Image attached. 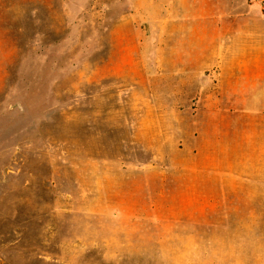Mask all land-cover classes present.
Returning <instances> with one entry per match:
<instances>
[{
	"label": "rangeland",
	"instance_id": "374dc122",
	"mask_svg": "<svg viewBox=\"0 0 264 264\" xmlns=\"http://www.w3.org/2000/svg\"><path fill=\"white\" fill-rule=\"evenodd\" d=\"M198 51L199 0H0V264H264V98Z\"/></svg>",
	"mask_w": 264,
	"mask_h": 264
},
{
	"label": "crops",
	"instance_id": "0c3cea01",
	"mask_svg": "<svg viewBox=\"0 0 264 264\" xmlns=\"http://www.w3.org/2000/svg\"><path fill=\"white\" fill-rule=\"evenodd\" d=\"M203 7L204 1L199 0L198 98L201 99L204 87L214 90L212 99L224 95L234 104H249L247 98L255 95L252 90L260 89L264 98V6L243 0L238 10L231 7L228 12H221L215 6L217 11L210 17L204 15ZM205 24L211 28H205ZM195 141L199 158V129ZM189 167L195 168L199 177L204 170L214 169L212 163L203 166L199 160Z\"/></svg>",
	"mask_w": 264,
	"mask_h": 264
},
{
	"label": "bare ground",
	"instance_id": "6f19581e",
	"mask_svg": "<svg viewBox=\"0 0 264 264\" xmlns=\"http://www.w3.org/2000/svg\"><path fill=\"white\" fill-rule=\"evenodd\" d=\"M108 177V176H107Z\"/></svg>",
	"mask_w": 264,
	"mask_h": 264
}]
</instances>
